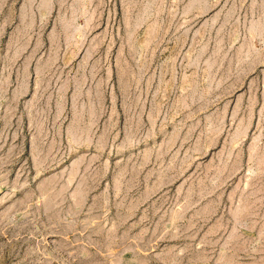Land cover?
<instances>
[{"label":"rangeland","instance_id":"obj_1","mask_svg":"<svg viewBox=\"0 0 264 264\" xmlns=\"http://www.w3.org/2000/svg\"><path fill=\"white\" fill-rule=\"evenodd\" d=\"M0 264H264V0H0Z\"/></svg>","mask_w":264,"mask_h":264}]
</instances>
